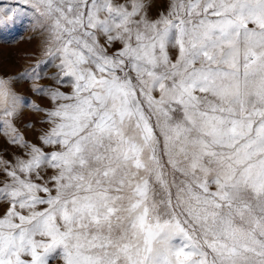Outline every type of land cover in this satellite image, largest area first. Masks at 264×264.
I'll use <instances>...</instances> for the list:
<instances>
[{"label": "snow or ice", "instance_id": "snow-or-ice-1", "mask_svg": "<svg viewBox=\"0 0 264 264\" xmlns=\"http://www.w3.org/2000/svg\"><path fill=\"white\" fill-rule=\"evenodd\" d=\"M150 7L0 0V264H264V0Z\"/></svg>", "mask_w": 264, "mask_h": 264}, {"label": "rangeland", "instance_id": "rangeland-1", "mask_svg": "<svg viewBox=\"0 0 264 264\" xmlns=\"http://www.w3.org/2000/svg\"><path fill=\"white\" fill-rule=\"evenodd\" d=\"M11 3L12 0H5ZM151 4L149 9L150 14L155 15L158 10L163 8L167 0H146ZM30 21L27 19L14 27L0 30V74L15 75L22 72L25 68L30 67L37 58L41 57V49L39 40L41 39L36 33L31 31L29 26ZM54 68H50L49 72H54ZM44 84H49L51 81L47 79L40 81ZM31 81H21L17 90L30 102H35L41 107L50 106L47 98L41 99L30 90ZM67 90V89H62ZM44 118V113L33 112L30 108H25L22 120L33 125V129L27 130V138L34 139L37 134L46 125L41 121ZM5 147V141L0 138V151Z\"/></svg>", "mask_w": 264, "mask_h": 264}]
</instances>
